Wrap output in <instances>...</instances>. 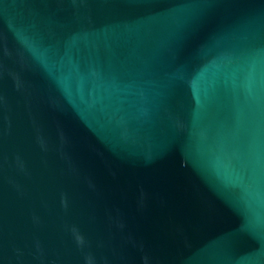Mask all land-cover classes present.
Returning <instances> with one entry per match:
<instances>
[{"label":"water","instance_id":"95a60500","mask_svg":"<svg viewBox=\"0 0 264 264\" xmlns=\"http://www.w3.org/2000/svg\"><path fill=\"white\" fill-rule=\"evenodd\" d=\"M0 264H264V0H0Z\"/></svg>","mask_w":264,"mask_h":264}]
</instances>
